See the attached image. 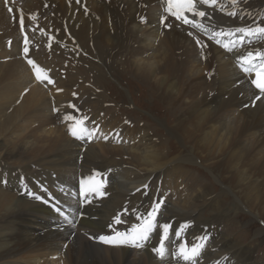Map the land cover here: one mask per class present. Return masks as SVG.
I'll return each mask as SVG.
<instances>
[{
	"label": "bare ground",
	"instance_id": "6f19581e",
	"mask_svg": "<svg viewBox=\"0 0 264 264\" xmlns=\"http://www.w3.org/2000/svg\"><path fill=\"white\" fill-rule=\"evenodd\" d=\"M222 1L204 6L210 31L250 43L247 50L264 47L256 32L264 27V0ZM21 18L27 59L50 76L44 86L22 59ZM202 41L160 0H0V264H185L180 244L200 237L198 264H253L252 248L216 232L223 219L243 225L249 217L255 240L264 237V97L246 108L257 92L237 66L240 56ZM124 75L138 80L140 100L153 103V122L108 106L106 78L121 85ZM77 109L89 117L84 127L101 124L106 134L120 133L122 144L102 142L100 132L90 141L74 138L75 122L66 117L82 120ZM80 181L88 182L83 190ZM182 185H190L185 196ZM45 198L63 203L67 218L39 203ZM156 199L167 206L158 223L171 224L163 259L153 251L159 228L140 248L88 239L87 230L106 237L130 231L141 222L135 212L147 213ZM59 218L69 219L60 232L50 222Z\"/></svg>",
	"mask_w": 264,
	"mask_h": 264
},
{
	"label": "snow or ice",
	"instance_id": "6c2138e0",
	"mask_svg": "<svg viewBox=\"0 0 264 264\" xmlns=\"http://www.w3.org/2000/svg\"><path fill=\"white\" fill-rule=\"evenodd\" d=\"M204 3H214L215 0H203ZM167 11L178 20H182L185 24L192 23L193 26H196L193 20H190L186 13H192L194 16L198 15L200 17H205L204 11L197 12V3L196 0H167ZM11 11V9H9ZM23 18L20 19V24L23 26ZM238 32L244 33L247 35H252L251 29L238 28ZM257 33L264 34V27H258L256 29ZM243 40V36L241 37ZM199 42V41H197ZM27 44V40H25ZM25 52L28 51L27 47L24 49ZM256 59V55L253 52H249L246 57L241 58L242 66L247 64V67H243V70L247 73L255 72V79H252L250 83L254 85L255 89L258 90V94L255 96V99L259 100L261 97H264V59L259 65L252 63ZM29 64H32L35 67V64L32 60L28 61ZM37 79H40V71L37 70ZM47 79V78H46ZM66 119L74 121V125L69 128L71 135L74 138L83 139V133L87 131L83 127V121L77 120L75 116H67ZM89 181H93L94 177H89ZM83 184V181L81 182ZM29 195H32L29 193ZM35 199H40L39 196H34ZM162 207L161 202H154L151 209L138 217V220L141 222L135 224L131 227L130 231L118 232L115 237H106L100 236L99 239L105 243H122V244H131L134 247L140 248L143 247L144 243L149 239L150 235L156 231L157 228L161 231V243L159 247L153 248V251L157 254L158 257L163 259L165 257V244L164 241L168 239L169 233L171 231L170 223H158V214L159 210ZM59 212L60 209H57ZM119 218H116V223H120ZM189 225L182 226L177 230V235L183 231L184 227ZM200 243H194L189 246L188 241L185 239L179 246L177 255L179 259H182L185 264H198V258L202 254L204 247V241L206 237H200Z\"/></svg>",
	"mask_w": 264,
	"mask_h": 264
},
{
	"label": "rangeland",
	"instance_id": "374dc122",
	"mask_svg": "<svg viewBox=\"0 0 264 264\" xmlns=\"http://www.w3.org/2000/svg\"><path fill=\"white\" fill-rule=\"evenodd\" d=\"M3 58L4 57H2V59ZM132 79L133 78H131V76L124 75V77L119 81L121 84V85H119L112 78H110V77L106 78V80L108 82V83H106V85H107L106 88L109 89L107 91L108 92L107 95L110 97V98L108 97L110 100L108 102V106H111V108H113L114 105L117 104L118 106H120L119 109H121L127 115L129 114L133 119L140 118L142 121H144L143 123L153 122L154 117L158 116L157 114L153 113V110H154V108L152 109L153 103L151 104V100H149V98H147V97H144L140 100V91H139V87H138V80H136V79L133 80V84H132ZM127 83H129L130 85L132 84L130 88L128 86L129 84H127ZM110 87H111V89H110ZM121 96L122 97L124 96V97L122 98ZM131 97L132 98L135 97L138 106L134 103V101H133V99H131ZM145 100H146V102H145ZM140 101L142 103H146L147 107L144 108L141 105H139ZM140 115H141V117H140ZM152 115H154V117ZM161 117L163 118V116H161ZM175 147H176L175 145L171 146V148H173V149ZM189 169L192 170L191 167H189ZM192 172H196V171L192 170ZM198 174L204 175V172L201 170V172H199ZM203 178L207 180L206 177L203 176ZM174 182H175V179H173V181H170L169 179H167L165 183H170L169 186H171V185H173ZM189 186H183L182 190L180 191V194H182V195L186 194V189ZM193 197H195V194H191V198H193ZM208 206H210V204ZM164 207H166V206H164ZM211 210H212V207L207 208V212H205L204 215L206 217H210L212 214ZM135 213L136 214H134V215L137 218L139 217V215L140 216L142 215V213H140V214L137 212H135ZM53 220L54 219H50V222L52 225L51 228L54 229V231H59V232L61 231L60 224L69 222L68 221L69 219L63 220V219L59 218V223H57ZM242 220H244V223H245L243 225H241V222H239V220H238V222H230L228 220L223 219V221L220 222V225L217 227L218 231L216 232V235H219V237H220L223 234H225L227 236L226 242L232 243V246L234 244H236L238 241L239 243L242 244L241 247L243 248L244 251H246V249L248 250V248H252L253 251H252L251 256H252L253 264H264V237H263V239L256 241L253 233L250 230V226L254 225V221H252L249 217L242 218ZM259 225L260 224H255V227H258ZM130 227H132V226H130ZM86 232H88L90 234V236H88V239L90 240L91 243H93L92 245L110 247L109 243H105L104 241H102L98 238L101 235L105 236V234L103 232L100 233V232L94 231L91 233L90 230H87ZM61 233H64V232H61ZM76 236H77L76 233L72 232V235L70 237L72 238V240H74ZM100 244H102V245H100ZM66 248H68L67 244L64 247V249H66ZM97 253H98V251H95L93 253V255L95 256Z\"/></svg>",
	"mask_w": 264,
	"mask_h": 264
}]
</instances>
